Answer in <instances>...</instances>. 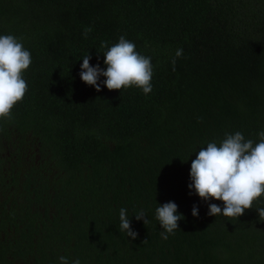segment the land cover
Wrapping results in <instances>:
<instances>
[{"label": "trees", "instance_id": "16d2710c", "mask_svg": "<svg viewBox=\"0 0 264 264\" xmlns=\"http://www.w3.org/2000/svg\"><path fill=\"white\" fill-rule=\"evenodd\" d=\"M6 34L32 63L25 97L0 120V264H264V195L229 218L189 190L200 148L264 131V0H0ZM121 36L151 58L147 95L80 78L86 55L106 70L101 43ZM30 141L41 159L24 163ZM168 202L183 219L165 240L156 208Z\"/></svg>", "mask_w": 264, "mask_h": 264}, {"label": "clouds", "instance_id": "9594fccd", "mask_svg": "<svg viewBox=\"0 0 264 264\" xmlns=\"http://www.w3.org/2000/svg\"><path fill=\"white\" fill-rule=\"evenodd\" d=\"M91 30L85 28V37ZM101 47L107 48L103 54L106 70L101 69L99 64L91 66V56L86 55L80 72L85 84L100 92L98 81L104 77L103 86L110 91L135 87L145 95L152 92L153 66L150 57L140 54L136 45L124 36L111 47L106 41L101 43ZM182 56L183 49H177L172 64L175 65L176 59ZM31 63V53L25 49L21 38L12 34L0 35V120L11 119L13 108L25 97L28 84L24 73ZM258 135L259 142L254 143L245 139L239 131L226 134L219 145L213 141L200 148L192 160L189 190H194L205 202L217 200L223 203V208L210 203L208 215L239 218L246 210L253 209V203L264 195V131ZM256 211L260 218H264V208ZM192 215L198 217L196 205L192 208ZM135 219L148 223L143 210L135 215ZM156 219L164 230L161 237L167 240L168 235L178 229V222L183 216L178 214V206L174 202H168L156 208ZM119 220L120 230L135 240L138 233L131 229L127 209H120ZM59 262L81 264L78 258L70 261L67 256L59 257Z\"/></svg>", "mask_w": 264, "mask_h": 264}, {"label": "rangeland", "instance_id": "374dc122", "mask_svg": "<svg viewBox=\"0 0 264 264\" xmlns=\"http://www.w3.org/2000/svg\"><path fill=\"white\" fill-rule=\"evenodd\" d=\"M38 142H36V141H30L29 143H28V145H25V152H24V158H22V160H23V162L25 163L26 162V160L34 153V152H36V154L34 155V159L36 160H38L39 159V157H38V152L34 149V148H36V144H37ZM7 147H8V144H6V143H4L3 144V149H4V153H6V150H7ZM6 169H9V170H11V167H7Z\"/></svg>", "mask_w": 264, "mask_h": 264}, {"label": "flooded vegetation", "instance_id": "af4514ba", "mask_svg": "<svg viewBox=\"0 0 264 264\" xmlns=\"http://www.w3.org/2000/svg\"><path fill=\"white\" fill-rule=\"evenodd\" d=\"M18 142H19V141L17 140L16 143H14L15 146H19V143H18ZM12 144H13V143H10V147H13ZM38 147H39V144L37 143V144H36V148H34V149L38 152V157H39V159H38V160H37V159L34 160L35 162H38V161H40V159H41L40 154H39V151H38V150H39ZM12 150H13V148H12ZM23 150H24V151H23ZM22 152H25V148L22 149ZM29 158H30V157H29ZM29 158H28V159H29Z\"/></svg>", "mask_w": 264, "mask_h": 264}]
</instances>
